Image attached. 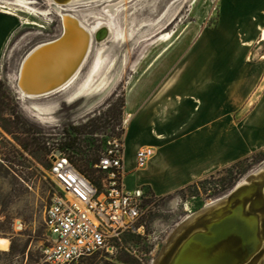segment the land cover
Here are the masks:
<instances>
[{"label":"rangeland","instance_id":"1","mask_svg":"<svg viewBox=\"0 0 264 264\" xmlns=\"http://www.w3.org/2000/svg\"><path fill=\"white\" fill-rule=\"evenodd\" d=\"M0 12L16 17L19 24L4 49L0 77L13 89L20 113L29 125L42 134L57 136L66 125L104 116L111 98L117 102L124 98L126 103L131 79L149 70L156 59H178L202 29L217 25L219 0H0ZM63 14L84 22L92 34L105 25L110 35L103 43L92 37L78 74L66 87L49 95L22 98L17 90L22 60L38 44L62 34ZM252 52L253 59L257 53L264 54V41ZM106 53L109 56L102 59ZM104 80V93L85 99L88 89ZM123 115L115 132L108 126L94 136L107 143L111 135L125 130ZM48 143L53 148L52 139ZM52 157V151L43 158L29 154L0 127V236L10 240L9 249L0 250V264H52L43 260L46 207L59 190L51 173ZM248 157L238 166L227 169L229 165L195 180L181 192L153 200L143 219L145 234H137L140 237L122 239L111 252L69 264H152L185 217L227 194L264 164V155L253 157L252 153ZM97 175L103 176L99 172ZM228 177L234 178L232 187L217 193ZM139 189L150 196L147 188Z\"/></svg>","mask_w":264,"mask_h":264},{"label":"crops","instance_id":"2","mask_svg":"<svg viewBox=\"0 0 264 264\" xmlns=\"http://www.w3.org/2000/svg\"><path fill=\"white\" fill-rule=\"evenodd\" d=\"M18 25L0 12V64ZM263 28L264 0H219L217 25L202 29L178 59H156L131 79L123 115L126 189L167 195L264 148V54L251 56ZM144 148L153 155L139 167Z\"/></svg>","mask_w":264,"mask_h":264},{"label":"built area","instance_id":"3","mask_svg":"<svg viewBox=\"0 0 264 264\" xmlns=\"http://www.w3.org/2000/svg\"><path fill=\"white\" fill-rule=\"evenodd\" d=\"M123 137H111L96 164L98 181L80 170L60 152L53 153L51 173L59 186L45 212L47 244L43 260L69 264L117 247L125 234H145L143 219L149 204L143 190H128L123 183ZM151 148L137 152L143 167Z\"/></svg>","mask_w":264,"mask_h":264},{"label":"bare ground","instance_id":"4","mask_svg":"<svg viewBox=\"0 0 264 264\" xmlns=\"http://www.w3.org/2000/svg\"><path fill=\"white\" fill-rule=\"evenodd\" d=\"M62 1L68 3L72 0ZM63 29L64 30L62 31L61 35H63L65 31V37L57 44L41 50L37 55L32 57L26 65L24 73H22V66L26 58L30 55V53L37 47L41 46L44 43L50 42L51 40L40 43L35 46L22 60L18 74V89L22 98L28 96L38 97L47 94L49 95V93L55 92L59 89L66 87L78 74L90 50L92 37L95 38L99 43H103L110 35V30L105 25L98 26L92 34L90 29H88L87 25L78 18L72 16V14L64 15ZM262 38L264 39V28L262 29ZM85 49H87V52L85 58L81 62L85 53ZM108 53L102 56V59L106 60L107 56H109ZM105 60H103V62ZM80 62L81 64L79 65ZM22 75H24L23 81L22 84H20ZM68 76L70 77L68 78ZM65 79L67 80L62 85H60V87L52 90L51 92H48L46 94H33L53 87L54 85L63 82ZM105 85H107V81L104 80L101 84H97L96 88H90L88 86L90 89H88V92L86 94L87 96L85 99H90L98 94L104 93L103 89ZM257 170L254 172H257ZM260 170H264V164L259 168V171ZM252 173H250L243 180L238 182L234 186V188L244 184H250L252 181L257 180V175L252 177ZM228 193L223 195L222 197L208 202L198 211L193 212L191 215L185 217L169 236L166 245L161 250L159 256L154 259L152 264H172L174 260L177 259V255L181 253V250L186 247L187 243L189 242V239L194 237L196 233L207 231L208 228H205L206 224H208L212 220H215L225 215L227 212H225L224 210L228 207L227 205H229ZM260 196L263 200L260 201V209L253 213V218L248 224L246 221V223L244 222V225L248 228L245 226L239 227V236H244L245 238H248V241L253 244L254 241H260L261 243L258 249L254 252V254L251 255V258L243 264H264V186L261 188ZM253 200L256 201L257 197H254ZM250 208L251 201L246 204L245 212L248 213L250 211ZM228 224L229 223H226L224 225L226 226ZM190 227L193 228H191L190 231H188V233L184 237H182V234ZM205 239L207 243L208 239ZM205 241L203 240L202 244H205ZM9 246L10 240L6 237L0 236V250H8Z\"/></svg>","mask_w":264,"mask_h":264},{"label":"trees","instance_id":"5","mask_svg":"<svg viewBox=\"0 0 264 264\" xmlns=\"http://www.w3.org/2000/svg\"><path fill=\"white\" fill-rule=\"evenodd\" d=\"M108 105L110 108L104 116L90 118L86 122L77 125H66L57 136L42 134V132L32 128L28 121L22 117L16 94L8 82L0 77V127L6 133L12 135L14 140L29 154L32 153L39 158H43L51 151L52 153L59 151L95 181H98L101 177L95 176V173L99 171L92 168L91 164L98 163L107 143L94 135L98 130L108 126H112V130L115 132L116 125H121L119 121L124 113L125 99L121 98L117 102L114 98H111ZM124 132L125 130L122 128L120 132L111 135V137H121ZM51 139L53 148L48 143ZM15 150L18 152V149L15 148ZM263 155L264 150L253 153V157H262ZM248 158L247 156L232 163L227 169L238 166L239 163ZM233 179L228 177L223 180L221 184L223 188L218 190L217 193L231 188ZM187 187H190V184L174 192H181ZM145 188L151 193L150 196L145 195V202L148 204L153 200L162 199L171 194L157 196L150 187L145 186ZM134 237H140V235L128 233L124 235L123 240L126 241Z\"/></svg>","mask_w":264,"mask_h":264},{"label":"water","instance_id":"6","mask_svg":"<svg viewBox=\"0 0 264 264\" xmlns=\"http://www.w3.org/2000/svg\"><path fill=\"white\" fill-rule=\"evenodd\" d=\"M65 35L66 32L64 31L63 35H60L50 42L44 43L34 49L24 61L22 73H24V69L32 57L37 55L41 50L57 44L65 37ZM86 52L87 49H85L81 62L85 58ZM23 76L24 75L21 77L20 84H22ZM69 77L70 76H68V78ZM67 79L53 87L33 94H46L51 92L60 87V85H62ZM59 154V151L56 152V155ZM255 175H257V180L252 181L250 184H244L231 189L228 193L229 205H227L228 207L224 210L227 213L206 224L205 228H208L207 231L196 233L194 237L189 239L186 247L181 250V253L177 255V259L174 260L172 264H243L251 258V255L254 254L261 243L260 241H254L253 244L248 241V238L239 236V227L245 226V221L247 224L250 222L253 218V213L260 209V201H263L260 193L261 188L264 186V170L259 171L258 169L257 172H253L251 176L253 177ZM254 197H257L256 201L253 200ZM249 201H251V208L250 211L246 213L245 206ZM226 223L229 224L225 226L224 224ZM193 227H190L189 229L187 228L188 230L182 234V237H184ZM205 238L208 239L207 243ZM203 240L205 241V244H202Z\"/></svg>","mask_w":264,"mask_h":264}]
</instances>
